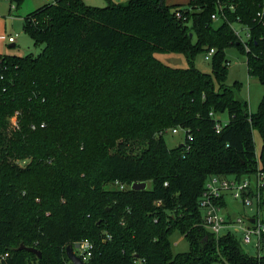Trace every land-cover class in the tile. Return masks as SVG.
<instances>
[{
	"label": "trees",
	"instance_id": "obj_1",
	"mask_svg": "<svg viewBox=\"0 0 264 264\" xmlns=\"http://www.w3.org/2000/svg\"><path fill=\"white\" fill-rule=\"evenodd\" d=\"M107 2L45 4L24 22L41 54L0 55V264H70L68 247L84 240L89 264H264V242L250 256L235 235L214 238L199 205L212 178L264 171V97L250 113L224 58L239 48L264 86V0ZM203 50L215 51L212 75L193 65ZM157 54L192 66L170 68ZM176 128L185 141L170 148ZM177 232L188 253L172 252Z\"/></svg>",
	"mask_w": 264,
	"mask_h": 264
},
{
	"label": "rangeland",
	"instance_id": "obj_2",
	"mask_svg": "<svg viewBox=\"0 0 264 264\" xmlns=\"http://www.w3.org/2000/svg\"><path fill=\"white\" fill-rule=\"evenodd\" d=\"M84 2L92 7L103 8L108 5L107 0H84ZM46 3L43 0H25L20 8L12 9L11 2L9 0H0V55L3 56H20L24 57L30 54L38 56L41 54L44 46L36 47L34 41L25 32L24 22L25 18L32 12L38 10ZM189 4V0L187 3ZM220 22L217 23V26ZM193 23H189V27L192 28ZM236 31H242V26L236 25ZM10 37L16 39V47L12 48L13 43L9 42ZM246 42L247 36H244ZM197 43V39H194V44ZM158 60L165 66L173 69H189L192 65L187 58L182 54H157ZM224 58L230 61V66L227 69L228 79L227 85L231 88L239 89L237 96L243 102H246L249 107V111L252 114H256L259 111L260 105L264 97V86L261 82L254 77L249 76L247 66V55L239 48L233 47L225 51ZM215 56H210L208 51H201L193 59V65L195 68L205 74H213V65ZM218 120L222 125H225L229 121L228 113H224L218 116ZM174 129H168L166 131L165 140L170 148H175L185 141V133L182 131L174 135L172 133ZM254 139L256 144L257 156L260 157L263 148V139L258 130L254 131ZM254 180V177H252ZM111 189V185L107 187ZM150 188V184H149ZM256 207V206H255ZM247 208L239 202L227 198L226 205L221 211V215L230 219L231 221L237 220L238 217L251 218L256 216V209ZM264 218V209L262 211ZM239 237V235H235ZM243 250L250 256H257V250L251 245H242ZM171 247L174 254H183L190 251L189 241L182 236L179 232L175 233L171 238ZM213 264H227L223 260L221 262Z\"/></svg>",
	"mask_w": 264,
	"mask_h": 264
},
{
	"label": "built area",
	"instance_id": "obj_3",
	"mask_svg": "<svg viewBox=\"0 0 264 264\" xmlns=\"http://www.w3.org/2000/svg\"><path fill=\"white\" fill-rule=\"evenodd\" d=\"M46 4H55L57 0H43ZM15 9V6H13ZM261 15V14H260ZM215 19L216 16H213ZM240 42L247 48L246 40L244 36L249 38L245 30L236 33ZM10 43H15L16 39L10 37ZM215 51L212 50L210 56ZM15 123V120H13ZM221 125H217V131L220 132ZM185 133L181 128H176L172 131L174 135L180 132ZM190 141L193 138L190 136ZM254 177V180L252 179ZM252 177H227L212 178L206 186V190L202 195L199 205L203 211L205 219V227L211 233V235L219 239L224 235H239V239L242 245H251L257 250V254H260L263 248L264 242V218L262 216L263 199H264V171L258 170ZM120 190H126L127 187L115 184ZM227 198L241 202L244 207L256 209V216L251 218L238 217L237 220L231 221L221 215L223 206L222 200ZM94 245L89 240L78 242L74 247V254L80 258L83 263L89 264L90 259L93 256ZM70 264H75L70 261Z\"/></svg>",
	"mask_w": 264,
	"mask_h": 264
},
{
	"label": "water",
	"instance_id": "obj_4",
	"mask_svg": "<svg viewBox=\"0 0 264 264\" xmlns=\"http://www.w3.org/2000/svg\"><path fill=\"white\" fill-rule=\"evenodd\" d=\"M193 36V35H191ZM12 48L15 47V45H12L11 46ZM183 146V145H182ZM132 190L134 191H145L148 189V184L143 182V183H134L131 187ZM22 249H27L28 251L30 252H33L35 254L38 255V257H42V254L40 251L36 250V249H33V248H26V247H22ZM67 254H68V257L69 259L74 262L75 264H86V263H83L79 257H77L75 254H74V248L73 246H69L68 249H67Z\"/></svg>",
	"mask_w": 264,
	"mask_h": 264
},
{
	"label": "crops",
	"instance_id": "obj_5",
	"mask_svg": "<svg viewBox=\"0 0 264 264\" xmlns=\"http://www.w3.org/2000/svg\"><path fill=\"white\" fill-rule=\"evenodd\" d=\"M113 1L116 2V3H125V2H127L129 0H113ZM187 2H188V0H167V4L169 6L187 5V4H185ZM189 2H190V0H189ZM16 43H17V41L15 43H13L12 45H15ZM15 47H16V45H15Z\"/></svg>",
	"mask_w": 264,
	"mask_h": 264
}]
</instances>
